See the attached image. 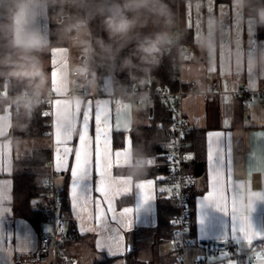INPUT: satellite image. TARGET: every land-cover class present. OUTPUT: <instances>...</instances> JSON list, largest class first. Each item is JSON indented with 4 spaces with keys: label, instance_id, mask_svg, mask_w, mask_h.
<instances>
[{
    "label": "crops",
    "instance_id": "0c3cea01",
    "mask_svg": "<svg viewBox=\"0 0 264 264\" xmlns=\"http://www.w3.org/2000/svg\"><path fill=\"white\" fill-rule=\"evenodd\" d=\"M61 3L62 0H35L32 13L22 28L26 35L36 37L44 44L46 82L39 93L53 95L49 107V135L36 140L34 145L13 141L8 136L10 105L0 109V192L6 199V203L0 202V264H21L18 257L35 251L40 235L49 228L46 220L37 228L24 219L14 218L11 211L13 160L29 155L35 146L49 147L50 175L59 190L66 189L63 224L72 239L61 247L60 264H124L128 247L144 264H168L170 242L159 241L156 237L160 174L154 167L159 164L158 158L134 157L132 153L131 131L137 118L147 122L139 113L144 106L127 102L113 108L109 97L113 92L109 75L98 78L90 74L83 95L70 96L71 58L68 48L48 46L51 20L48 9ZM262 11L264 7L246 14L242 0L223 4L202 0L188 4L180 19L186 33L184 45L194 51V59L181 67V81L186 93L181 105L189 122V132L200 134L203 139L202 181L205 185V190L194 197L191 207L189 224L194 245L185 249L184 264H193L202 258L211 263L217 258L215 264H223V257L207 255L208 243H225L227 240L226 244L245 253L264 240V103L253 101L241 106L233 95L241 83L251 89L264 85ZM221 71L227 74L221 76ZM222 80L227 84V91L222 88ZM99 82L104 83L105 97L97 96ZM212 82L217 83L216 93L205 94ZM226 97L228 103H225ZM97 101H107L112 110V126L107 138H103L107 128H102L98 142L95 140V124H91L88 130L82 119L89 112V102L95 107ZM119 134L121 139H116V143L121 144L115 147V135ZM87 135L92 140H88L86 147L82 137ZM209 138L213 142V151L207 157ZM217 147L222 148L219 167L213 163ZM188 153L190 163L194 157L191 148ZM85 165L90 184L95 186L102 181L99 185L105 193L102 199L110 201L113 209H133L132 215L123 217L120 212L113 211L111 220L115 223L101 220L97 225L94 206L99 208L98 201L89 203L86 213L76 207L70 186L77 175H83ZM199 180V177L195 178L197 189ZM225 185L227 206L209 201L211 207L203 213L200 223L202 214L198 203L201 197L208 200L217 191L223 193ZM140 190L151 191L152 200H145L136 211ZM233 204L241 209L238 215H234ZM32 206L46 217L38 206V198L33 199ZM104 214V209L100 208L99 215ZM110 235L119 239V246L107 248L106 242L111 243ZM233 235H238L244 243L238 244ZM255 257L232 260L238 264H247L249 260L251 264H262Z\"/></svg>",
    "mask_w": 264,
    "mask_h": 264
},
{
    "label": "trees",
    "instance_id": "16d2710c",
    "mask_svg": "<svg viewBox=\"0 0 264 264\" xmlns=\"http://www.w3.org/2000/svg\"><path fill=\"white\" fill-rule=\"evenodd\" d=\"M202 0H158L159 6L167 18L168 23L164 24V18L157 16H142L134 30L124 39L110 38L105 31L103 17L95 13V8L101 4L118 3L119 0H87L85 8L69 6L70 16H85L87 13L89 23L86 32L89 38V50L95 49L100 52L101 43L111 46V54L108 56L90 55L89 51V69L90 74L96 77L109 75L112 81L114 93L124 94L135 82L147 81L155 87H169L176 89L177 85L173 79L172 58L173 52L166 53L169 42V32L173 21L179 17L182 18L184 10L188 4H193ZM216 3H228L230 0H215ZM246 14H253L257 9L264 7V0H242ZM14 0H2L0 3V57L10 53L12 38V17L14 14ZM49 16L55 15L49 23V47L68 46L66 27L67 6L62 3L48 9ZM64 14V16H62ZM131 15V14H130ZM182 42L185 44L186 33L182 27ZM264 29V26H262ZM160 31L168 33V43L162 48L158 63L151 66V71L145 73L143 68L146 67L139 60L137 46L146 38H154L155 34ZM84 46L83 41H77L71 48V55L77 60L81 48ZM131 59L136 69L129 70L124 67V61ZM5 77L0 76V88ZM11 90L14 92L28 91L35 92L29 86L27 81L11 79ZM3 107V106H2ZM1 107V108H2ZM0 108V109H1ZM11 108V126L8 136L13 141L32 142L46 138L50 132V116L45 117L46 105L33 104L32 106L10 105ZM140 115L146 117L147 122L137 118V123L131 131L132 153L134 157H152L158 158L159 164L154 168L160 174L158 187H165L163 176L168 169V158L166 155V143L168 141L171 116L166 109L154 103L150 106H144ZM141 117V116H140ZM162 126V127H161ZM192 135V136H191ZM192 137V141L190 139ZM189 145L193 152V158L186 166L187 172L195 178L199 177V189L194 185L188 191L190 206L192 207L194 197L205 190L202 181L203 176V139L200 134L189 132ZM116 139H121V134L115 135ZM50 149L49 147H36L31 150L29 155L13 160L12 172V203L11 211L14 218H21L28 221L34 227L46 220L41 211L33 210L32 201L41 197L46 192V179L50 175ZM155 169V170H156ZM65 190L58 189L60 210L64 209ZM191 213V212H190ZM175 214L173 203L166 198L160 191L157 199V228L156 237L159 241H171L175 232V226L172 224V218ZM190 220V217H189ZM190 230V226H189ZM191 236V231H190ZM170 255V253H169ZM124 264H144L136 257L135 251L132 250L124 255ZM168 264H173L170 255Z\"/></svg>",
    "mask_w": 264,
    "mask_h": 264
},
{
    "label": "built area",
    "instance_id": "2783aa9c",
    "mask_svg": "<svg viewBox=\"0 0 264 264\" xmlns=\"http://www.w3.org/2000/svg\"><path fill=\"white\" fill-rule=\"evenodd\" d=\"M2 0H0L1 3ZM67 6L66 23L70 18L69 5ZM64 16V14L62 15ZM71 36H75L76 39H72ZM71 36L67 33L68 51L71 58V66L69 70V94L83 95L89 76V38L88 33L85 31L76 34L72 33ZM77 41H83L84 46L81 48L77 60H74L71 55V48ZM169 42L171 45L167 47L166 53L173 52L172 68L173 79L176 82V89L169 87H155L147 81L135 82L131 85L130 89L124 93L112 92L109 97L111 100V106L117 108L123 102H128L136 106H150L154 103L162 105L172 121L170 124V132L168 141L166 143V155L176 156L181 160L179 165L170 164L168 159V169L163 176L165 181V187L181 183L180 196L178 198L170 199L173 203L175 214L172 218L173 221H178L179 225L175 226V232L173 239L170 241L169 253L172 256L173 264H184V251L186 248L192 247L194 241L190 236L189 230V217L191 212L190 198L188 191L194 187L195 181L193 177L187 172L186 166L189 163V142L187 135L189 133V122L186 115L183 112L181 101L184 97L185 90L181 81V67L184 63L190 62L194 59V51L191 47L186 46L182 42V31L179 17L173 21L170 32ZM11 79L4 78L2 82V88H0V108L5 105H24L32 106L33 104L46 105V112H49V107L53 99V95L50 93L42 94L36 92L20 91L14 92L11 90ZM164 88L165 91L161 92L160 89ZM245 83H241L234 91L233 95L238 99L241 106H246V102L252 97V102L264 103V85L258 89H252L251 91ZM170 90V91H168ZM217 91V83L212 82L209 89L205 91V94H215ZM98 97H105L106 92L104 90V83H98ZM175 98L174 100L172 98ZM173 106L175 112L173 111ZM175 115V120L173 119ZM176 126V131H172L173 126ZM183 136V139L179 137ZM175 144V148L171 147ZM175 167L178 170L175 173L170 172V168ZM187 181L184 183L183 181ZM38 206L46 215V221L49 225L48 230L44 231L39 238V245L35 251L19 256L17 261L21 264H60V250L61 247L72 236H69L65 230L63 224V214L60 210L58 188L55 186L52 175L46 179V192L43 196L38 197ZM173 224V223H172ZM174 225V224H173ZM259 252L264 255V240L259 241L253 249L239 253L238 250L226 243H208L206 245V253L208 256L224 257L226 254H230L231 258H254ZM193 264H213L205 258L196 260ZM247 264H251V261Z\"/></svg>",
    "mask_w": 264,
    "mask_h": 264
},
{
    "label": "clouds",
    "instance_id": "9594fccd",
    "mask_svg": "<svg viewBox=\"0 0 264 264\" xmlns=\"http://www.w3.org/2000/svg\"><path fill=\"white\" fill-rule=\"evenodd\" d=\"M35 0H14L13 32L11 38V52L0 57V76L8 79L27 81L29 86L38 94L46 82V75L36 53L44 48L43 42L33 36L26 35L22 28L27 23ZM63 3L71 7L85 8L87 0H63ZM95 13L103 17L105 31L110 38L124 39L137 26L142 16H157L164 18V24L168 23L158 0H119L118 3L101 4L95 8ZM131 14V15H130ZM264 19V11L260 13ZM88 15L70 16L64 31L70 36L79 34L88 28ZM76 39L75 36H71ZM168 43V33L157 32L154 38H146L137 46L139 60L146 67L143 71L147 74L151 66L158 63L162 48ZM100 52L90 49V55L108 56L111 54V46L101 43ZM124 67L133 70L137 68L131 59L124 61Z\"/></svg>",
    "mask_w": 264,
    "mask_h": 264
},
{
    "label": "snow or ice",
    "instance_id": "6c2138e0",
    "mask_svg": "<svg viewBox=\"0 0 264 264\" xmlns=\"http://www.w3.org/2000/svg\"><path fill=\"white\" fill-rule=\"evenodd\" d=\"M188 25L189 27H191V21H188ZM53 67L55 68V63L53 64ZM213 71H216V69L214 68ZM226 72L221 71V76L226 75ZM250 82H252V78L250 77ZM222 88L224 89V91H227V84L222 80L221 82ZM249 91H251L252 89L249 88L247 89ZM161 92H164L165 89L161 88L160 89ZM170 91V90H168ZM173 100L175 99L174 97L172 98ZM253 99H258L257 97H252L250 98V100L248 102H246V104H250L252 103ZM90 103V108H89V112L86 115L82 116V119L84 120V122L87 124L88 126V130L91 124H95V129H96V137L95 140L96 142H98V138H101V129L102 128H107V130L103 133V138L106 139L107 138V134H108V129L111 128L112 126V110L110 105L108 104L107 101H97L95 103V107L91 106V102ZM225 103H228V99L227 97L225 98ZM173 111L175 112V108L173 106ZM50 112H46L43 113V115L45 117H47L48 115H50ZM175 115L173 117V119L175 120ZM162 127V126H161ZM176 126L174 125L172 128V131H176ZM85 146L87 147L88 144V140L91 139L92 137L90 135H87L86 137H82ZM179 139H183V136L181 134V136L179 137ZM97 145V143H96ZM171 147L175 148V144H172ZM231 147L229 146L228 151H230ZM222 148L217 147L216 149V154L213 157V163L216 164L217 167L220 166L219 164V156H220V152H221ZM213 151V142L212 139L209 138L208 140V151H207V157L212 153ZM169 159L170 164L173 165H179L181 163V160L178 159L176 156L172 155V156H168L167 157ZM188 158H191V156L189 155ZM59 171H63V169H58ZM178 169L175 167L170 168V172L171 173H175ZM94 171V169H93ZM89 172L87 170V166H84V172L83 175H77L76 178L73 179L72 184H71V189L74 192V195L72 196V200L75 201V205L76 207H80L81 210L83 212H87L88 210V205L89 203L93 202V201H98L99 202V208H96L94 206V211L96 213V222L97 225L99 224V221L101 220H111V216L113 214V211L115 212H120L121 215L123 217H127L133 214V209L129 208L126 210H122V209H113L111 207V203L110 201L106 200V199H102V197L105 195V193H103L100 190L99 185L102 184V181L98 182L95 186L90 184L88 182V177H89ZM184 183H187V181H183ZM152 188L153 191L155 190V178L153 179L152 182ZM160 192L162 194L165 195L166 198L168 199H173V198H178L180 196V191H181V183H176L174 185H169L167 187L161 186L160 187ZM152 192L151 191H145V190H140V196H139V200L137 202V206H136V211L140 210V205L145 201H151L152 200ZM91 197V200H90ZM228 191H227V185H225V189L224 192L221 193L219 191H217L213 197H209L208 200H205L204 197H201L199 203H198V209L200 211V213L202 214L201 217L199 218V222H202L203 219V213L209 209V207H211V204L209 203V201L216 203L217 205L221 206V207H226L228 204ZM0 202L6 203V199L3 196L2 192H0ZM103 208L105 211L104 216H100L99 215V209ZM233 212L234 215H238L241 212V209L236 206L235 204H233ZM112 223H115L116 221L111 220ZM174 224V226H178L179 222L178 221H173L172 222ZM234 240H236V242L239 244L241 241L244 243V241L238 236V235H233L232 236ZM9 239H11V237H9ZM111 243L108 244L106 242V246L107 248H111L112 246H119V239L110 235L109 237ZM225 243H227V240H225ZM249 244H254V241H249ZM98 250H101L98 246ZM128 252H131L132 249L130 247L127 248ZM256 260L261 261L262 264H264V255H261L259 252H257V255L255 257ZM213 264H215V261L217 260V258H213ZM223 264H238V262L233 261L231 258L230 254H226L223 257Z\"/></svg>",
    "mask_w": 264,
    "mask_h": 264
},
{
    "label": "rangeland",
    "instance_id": "374dc122",
    "mask_svg": "<svg viewBox=\"0 0 264 264\" xmlns=\"http://www.w3.org/2000/svg\"><path fill=\"white\" fill-rule=\"evenodd\" d=\"M186 16L187 15V11H186ZM52 19H54L55 15H51ZM13 18V17H12ZM186 18V17H185ZM12 24H13V19H12ZM36 55L39 57V60H40V63H41V66L43 68V70H45L47 68V60L46 58L43 56V52L41 51L40 53H36ZM123 103H127V102H123ZM32 143V144H31ZM34 143H36L35 141H32V142H28V143H25L26 145H34ZM102 264H105V263H102ZM106 264H109V263H106Z\"/></svg>",
    "mask_w": 264,
    "mask_h": 264
}]
</instances>
